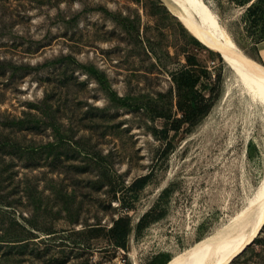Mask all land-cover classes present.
<instances>
[{
	"label": "rangeland",
	"instance_id": "1",
	"mask_svg": "<svg viewBox=\"0 0 264 264\" xmlns=\"http://www.w3.org/2000/svg\"><path fill=\"white\" fill-rule=\"evenodd\" d=\"M204 1L264 65L248 5ZM197 61L210 72L198 87L212 106L166 139L155 130L164 114L182 116L194 91H180L177 77L197 73ZM46 95L49 117L34 130L3 129L0 117V140H17L14 157L0 153V234L21 222L35 236L21 252L0 248V264H170L249 221L240 217L264 181V106L161 0H0V116L36 111ZM148 173L145 187L119 194L133 204L128 250L104 236L76 244L85 224L112 223L114 187ZM256 238L264 242V224L228 264H264Z\"/></svg>",
	"mask_w": 264,
	"mask_h": 264
},
{
	"label": "trees",
	"instance_id": "2",
	"mask_svg": "<svg viewBox=\"0 0 264 264\" xmlns=\"http://www.w3.org/2000/svg\"><path fill=\"white\" fill-rule=\"evenodd\" d=\"M240 5H248L247 6V20L250 23L252 27L255 29H258L256 31L257 36L259 40H264V0H234ZM192 65H196L198 67L196 69V72L193 71L194 69L191 68L185 72H182L180 76L177 77V82L180 91L187 89V92H190L191 90L194 91V93L191 95V97L187 100V104L183 103V100L180 101V109L182 110V116L171 120V115L164 114V116L168 119V122L165 127L163 128H156L155 132L162 133V136L164 138H168L170 131L174 130L175 132L180 131V129L183 127L184 123H195L202 115H204L212 106L211 100L205 95L203 90L198 87V83L201 79L202 71H205L207 75L210 76V72L208 68H201L200 63L193 62ZM203 69V70H202ZM222 74L219 72L217 74L218 82L221 80ZM213 88H211L212 90ZM51 96L46 95L41 103L33 104V108L36 109V111L30 110L28 112H25L24 116H9V115H3L0 116L1 118V126L3 129H15L18 132H24L25 130H34L42 125V123L46 120L48 116V107H49V101ZM163 115V114H162ZM16 138H11L9 135L6 139L0 140V153L3 155L9 154L11 156L16 155ZM51 146V145H50ZM50 146H46V148L50 149ZM45 148V149H46ZM49 151H52L50 149ZM62 153H59V158H61ZM151 174H145L142 176L137 177L134 179L131 183L126 184L124 183L122 186H119L118 188L114 187L112 196L117 198L119 200V204L115 207L117 209L115 215L112 219L111 224H103L102 222L97 223H87L85 224V227L79 230H76V232L79 234H83L85 236L84 240H78L76 241V244L79 246H85L91 247L90 243L88 242L89 239L95 238V237H101L104 236L109 241V246L115 248V249H123L128 250L129 247V238L132 231V215L129 213V210L133 207V204H126L125 200H122L121 196L119 194L123 191L127 190H140L143 187L146 186V184L149 182L151 178ZM33 198L36 200L38 197L35 193L29 194V199L31 200ZM148 213H145L141 219L139 226L141 227L144 223V221L147 218ZM19 225V228H21V231H16L13 229H6L2 234H0V248L7 246L10 251H15L16 249H19V252L23 251L22 249L27 248V246L30 244L28 243L31 241L32 238H34V234L30 228H28L26 225L22 224L21 222H17ZM48 233H57L59 230H56L55 228H48ZM56 235V234H53ZM51 235V236H53ZM255 245L252 247L253 251H259L256 250L258 245L261 247L264 246V242H259V238H256ZM258 244V245H257ZM62 246L64 244H59L58 246ZM257 245V246H256ZM251 247V246H250ZM249 247V248H250ZM107 248V247H106ZM249 248H246L245 252ZM262 250V249H260ZM12 253V252H11ZM54 257V262L57 264H65V260H62L59 262L60 258ZM56 257V258H55Z\"/></svg>",
	"mask_w": 264,
	"mask_h": 264
},
{
	"label": "bare ground",
	"instance_id": "3",
	"mask_svg": "<svg viewBox=\"0 0 264 264\" xmlns=\"http://www.w3.org/2000/svg\"><path fill=\"white\" fill-rule=\"evenodd\" d=\"M161 1L195 36L221 53L244 89L264 106V65L239 48L218 13L204 0ZM240 219L249 221L241 229L217 230L178 254L170 264H228L240 254L264 224V181Z\"/></svg>",
	"mask_w": 264,
	"mask_h": 264
},
{
	"label": "crops",
	"instance_id": "4",
	"mask_svg": "<svg viewBox=\"0 0 264 264\" xmlns=\"http://www.w3.org/2000/svg\"><path fill=\"white\" fill-rule=\"evenodd\" d=\"M260 55L262 57V59L264 60V45L262 47H260Z\"/></svg>",
	"mask_w": 264,
	"mask_h": 264
}]
</instances>
